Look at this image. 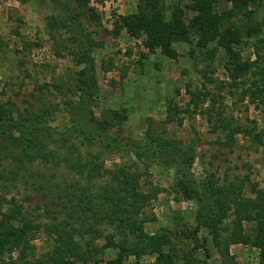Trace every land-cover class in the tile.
<instances>
[{
  "label": "rangeland",
  "instance_id": "1",
  "mask_svg": "<svg viewBox=\"0 0 264 264\" xmlns=\"http://www.w3.org/2000/svg\"><path fill=\"white\" fill-rule=\"evenodd\" d=\"M172 22L178 33L156 45L152 31ZM0 101V128L38 127L36 140L59 156L33 150L23 169L35 178L89 181L65 156L138 171L148 198L136 224L175 264H264V0H0ZM22 175L0 180V196L44 204ZM2 219L9 261L14 221ZM34 234L36 256L51 253L54 241ZM76 239L77 254L58 264H159L155 247Z\"/></svg>",
  "mask_w": 264,
  "mask_h": 264
},
{
  "label": "trees",
  "instance_id": "2",
  "mask_svg": "<svg viewBox=\"0 0 264 264\" xmlns=\"http://www.w3.org/2000/svg\"><path fill=\"white\" fill-rule=\"evenodd\" d=\"M208 15L210 12L208 14L201 12L197 20L201 18L204 20ZM141 18L148 24L155 23L156 20L153 21V18L148 20L145 10L141 13ZM175 23L166 24L163 28H155L152 31L156 45H166L168 37L178 33L177 28L180 25L176 28ZM3 104L4 102L0 101V119H3L2 115L6 111ZM15 113L19 120L23 119L24 123H29L30 120L27 117H32L26 116L25 113ZM9 118L11 119L8 123L12 120L13 122L16 121L13 114ZM26 127L27 124H24V129ZM24 129L17 132L15 128H8L5 125L0 128V180L13 186L15 184L14 175L23 173L22 183L31 186L33 189L43 191L41 194L46 200L44 204L41 202L34 203L29 209L26 201L31 202V194H25L23 199H18L16 196L11 198L0 196L2 220L14 221L12 228L15 236L11 249L14 248L18 254L15 259L11 256L9 261L0 258V264H58L68 254H77L79 243L76 236L84 237L87 234L94 235V237L105 236L107 246L120 248L123 252H147L151 251V247H155L154 249L159 252V264H175L173 255L161 250L156 242V237L147 235L144 229L136 224L138 210L142 208L148 198L137 186L140 177L138 171L126 169L124 166L111 170L104 164L97 165L94 163L89 155L84 157L82 163L65 156L64 159L68 161L70 169H75L81 174L86 172L89 181L86 183L78 180L75 182L55 181L46 172L40 173L41 178H35L39 174L37 176L35 172L23 169L26 161L40 155L46 160L52 158L57 162L59 156H55L56 151L46 148L47 144L36 140L40 136L39 133H36V131H40L38 127L30 130ZM229 138L234 140L233 135H230ZM41 149L44 150L42 153H40ZM33 150H37L39 154L32 156ZM12 162L19 165L10 166L9 163ZM27 173L28 175H26ZM107 174L111 177L107 178V181L93 182V178L106 177ZM8 175H10L11 180L6 181ZM103 201L108 202L110 208L102 214L100 203ZM38 216L48 217L50 220L38 222L37 219L41 218ZM104 222L113 227L112 232H104L99 228ZM39 229H43L47 238L49 237L54 241L51 253L40 257L36 256L35 244L31 243L34 239V232Z\"/></svg>",
  "mask_w": 264,
  "mask_h": 264
}]
</instances>
